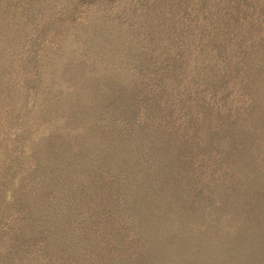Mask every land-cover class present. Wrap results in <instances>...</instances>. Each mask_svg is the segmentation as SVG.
<instances>
[{
    "label": "rangeland",
    "instance_id": "obj_1",
    "mask_svg": "<svg viewBox=\"0 0 264 264\" xmlns=\"http://www.w3.org/2000/svg\"><path fill=\"white\" fill-rule=\"evenodd\" d=\"M259 195L264 0H0V264H264Z\"/></svg>",
    "mask_w": 264,
    "mask_h": 264
},
{
    "label": "trees",
    "instance_id": "obj_2",
    "mask_svg": "<svg viewBox=\"0 0 264 264\" xmlns=\"http://www.w3.org/2000/svg\"><path fill=\"white\" fill-rule=\"evenodd\" d=\"M256 198L259 199V200H260L261 198L264 199V197H261L260 195L257 196ZM248 245H249L250 248H251L252 244H251L249 241H248ZM244 247H245V245H244ZM252 250H253V249H252ZM243 251H244V250H243Z\"/></svg>",
    "mask_w": 264,
    "mask_h": 264
}]
</instances>
